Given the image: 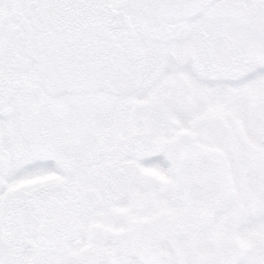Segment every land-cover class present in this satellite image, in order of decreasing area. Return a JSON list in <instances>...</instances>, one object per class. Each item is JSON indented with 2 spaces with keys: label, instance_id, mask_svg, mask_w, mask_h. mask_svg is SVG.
Instances as JSON below:
<instances>
[{
  "label": "snow or ice",
  "instance_id": "snow-or-ice-1",
  "mask_svg": "<svg viewBox=\"0 0 264 264\" xmlns=\"http://www.w3.org/2000/svg\"><path fill=\"white\" fill-rule=\"evenodd\" d=\"M0 264H264V0H0Z\"/></svg>",
  "mask_w": 264,
  "mask_h": 264
}]
</instances>
